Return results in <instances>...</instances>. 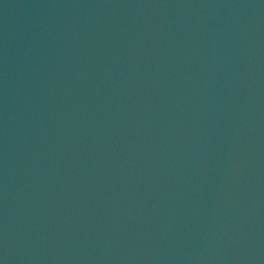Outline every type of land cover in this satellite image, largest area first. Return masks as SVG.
<instances>
[{
	"label": "water",
	"instance_id": "95a60500",
	"mask_svg": "<svg viewBox=\"0 0 264 264\" xmlns=\"http://www.w3.org/2000/svg\"><path fill=\"white\" fill-rule=\"evenodd\" d=\"M34 264H264V0H148Z\"/></svg>",
	"mask_w": 264,
	"mask_h": 264
}]
</instances>
